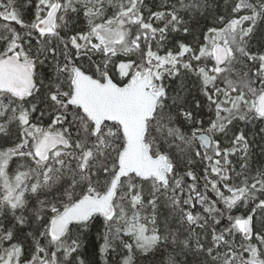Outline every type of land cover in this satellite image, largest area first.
Instances as JSON below:
<instances>
[{
	"label": "snow or ice",
	"instance_id": "6c2138e0",
	"mask_svg": "<svg viewBox=\"0 0 264 264\" xmlns=\"http://www.w3.org/2000/svg\"><path fill=\"white\" fill-rule=\"evenodd\" d=\"M264 264V0H0V264Z\"/></svg>",
	"mask_w": 264,
	"mask_h": 264
},
{
	"label": "trees",
	"instance_id": "16d2710c",
	"mask_svg": "<svg viewBox=\"0 0 264 264\" xmlns=\"http://www.w3.org/2000/svg\"><path fill=\"white\" fill-rule=\"evenodd\" d=\"M101 264H102V261H101Z\"/></svg>",
	"mask_w": 264,
	"mask_h": 264
}]
</instances>
